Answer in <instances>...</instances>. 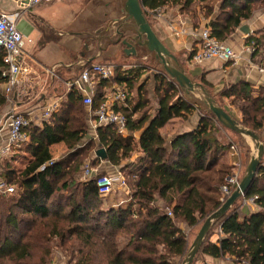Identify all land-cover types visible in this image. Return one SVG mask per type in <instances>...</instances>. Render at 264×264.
<instances>
[{"label": "trees", "instance_id": "1", "mask_svg": "<svg viewBox=\"0 0 264 264\" xmlns=\"http://www.w3.org/2000/svg\"><path fill=\"white\" fill-rule=\"evenodd\" d=\"M141 2L147 16L167 6L180 7L196 16L204 11V16L210 18L212 34L220 41H226L256 11H264V0ZM246 44H253V55L264 66V27L249 36ZM4 55L0 48V82H5L1 75L6 68ZM144 72L141 67H131L99 83L103 88L113 82L126 85V104L116 102L113 109L125 115L128 135L120 134L111 124H100L95 136L89 138V107L83 103L81 91L72 88L66 91L60 109L42 126L31 125L30 142L22 153L4 160L1 177L16 184L18 190L0 194V264H27L51 235L58 236L64 245L73 242L69 250L76 264H176L177 258L187 255L188 239L176 220L195 227L223 204L219 193L225 181L224 171L216 170L220 175L215 183L208 173L215 171L219 156L232 144L221 143L217 134L223 125L190 101L164 70L154 72L158 106L152 111L149 78L138 86ZM202 81L210 86L205 79ZM103 88L97 89L93 109L106 101ZM217 94L239 107L243 125L264 132L261 88L257 90L250 82L240 81ZM5 103L6 98L0 94V108ZM197 111L201 116L197 128L174 134L168 143L163 127L173 118L186 120ZM58 143H64L70 152L49 164L52 146ZM100 148L106 150L104 160L119 167L127 178L132 198L126 205L118 202L112 206L106 200L111 195L100 196L95 177L81 181V157L86 155L97 165L103 160L97 156ZM135 151L139 157L133 163L129 159ZM23 154L30 157L17 171L14 164ZM158 197L164 200V206L158 205ZM250 198H255L253 205L257 209L244 212L240 205L243 201L236 203L216 223L220 231L217 240H210L209 232L199 253L212 259L229 256L237 264H264L263 162L240 200ZM39 264H47L46 259Z\"/></svg>", "mask_w": 264, "mask_h": 264}, {"label": "crops", "instance_id": "2", "mask_svg": "<svg viewBox=\"0 0 264 264\" xmlns=\"http://www.w3.org/2000/svg\"><path fill=\"white\" fill-rule=\"evenodd\" d=\"M58 1L71 3L74 0H53L49 2L36 4L31 8H29V10L26 13H24L18 21L19 30L22 32L24 38L25 39L29 38L27 42H25L24 40V46L22 48L19 57V62L23 66L28 67L29 73L27 75H21L19 77V83L14 87V89L9 94L6 91V87H7L6 81L0 82V94L6 98V103L3 104L0 108V146L6 141L8 137L7 126L4 123L9 114H11L12 112L25 113V114H29L33 112L36 114V118H34L33 124L36 126H42L44 120H41L39 114L40 111H42L43 107L46 106L48 103H50L53 99H57V98H61L62 102H64L66 100V91L70 90L68 84L78 79L82 71L86 67H88L93 63H98L97 61L101 57V53H102L101 51L100 52L98 51V53L91 56L90 55L83 56L82 54L83 57L79 59L80 62H82V65L77 63L78 66H75L76 64H73L72 61H74L73 60L74 57H72L71 54L70 57L68 56L67 52L64 51L65 49H63V47L60 45L61 40L59 39L61 37H58L59 28H61L62 26L65 27L66 25L69 26L72 24V20L74 19V17L71 16L72 12L65 11L63 7L62 9H60V11H58V13H55L54 15L52 14V12L54 11H47L46 13H44V15H42L43 14L42 11L39 10L40 8L44 7L43 6L44 3H46V6L48 4H53L54 5L53 10H55L56 7L55 5H59ZM71 4L75 5L76 2H73ZM106 4H107L106 6L107 10L104 11L103 13L104 16L108 15L107 11L112 10L111 3L106 0ZM74 5H69V6L73 8ZM15 9H16V4L12 0H0V14L2 12H11ZM216 12H217V8H216ZM187 13L188 12H186V14ZM184 15L185 13L178 14L176 17H174V20L165 21L166 22L165 26H164V21H159L158 23L159 25H157L158 27L156 28L155 26L153 29L160 38V40L164 42V44L178 57L183 67L185 68L184 64L189 66V72L187 71L186 68H185V72L187 73L188 76H190L192 80L204 84L202 79H205L210 86H213V91L216 92L223 89L224 87H229L240 81L250 82L255 89L259 90L261 88V90L264 92V71L259 70L261 65H259L258 63V58L256 56L254 57L253 55L254 51L249 50L250 48H254L253 44H246L247 38L252 34H254V32L257 30V27L254 25V23L255 24L258 22L264 23V11L258 12L256 15V19L255 17L250 19L253 21L250 20L244 21L242 22L241 26L237 28V30L240 33V36L237 38L238 43L233 42V40H230L231 43H229L230 45L233 46L237 54V57L235 58V60L229 62H225L218 58L204 61L202 63H195L192 61L193 51L197 48L198 41L200 40L199 35L204 28L209 27L208 24L210 22V18H206L204 16V11H200L198 16L194 15L191 12H189V16L187 15L184 16ZM36 16H40L42 18H45L47 21H49L48 26L50 28V33L56 35L54 39L47 38L48 37L47 34L49 33V31H47L46 28L44 27L41 28L40 26L36 25V22L34 20ZM161 23L162 25H160ZM103 30H105L104 36H106L110 32L111 27L107 26ZM35 31H37V34H34ZM51 47L54 49L58 47L60 53L58 50L56 53V51L52 50ZM50 50H52V52L55 55H52ZM129 56H134V55L126 54V57ZM75 67H77V69L82 67L80 71L78 70L79 71L78 74L76 73L77 72L76 70H73ZM147 78L148 77H146V79ZM146 79L141 78L138 82V86L141 83L146 82ZM93 82L96 89L95 92L97 93V89L100 90L103 88L102 86L99 85L101 80L98 78H94ZM204 85L209 90H212L210 89L212 87L207 86L206 84ZM123 87L126 88V85L113 82L111 86L104 87L102 93H105L107 100L109 97H111V95H113V93H116L117 91H119L120 88ZM149 94L151 100L152 99L154 100L155 98L154 88L152 92L149 91ZM222 99L227 101V103L230 104V107H234V105L231 104L232 101H230L229 98L223 97ZM189 100L194 102L191 99ZM119 103L124 105L126 104V102L124 103L119 102ZM155 104H156L155 107H157L158 106L157 102H155ZM196 104L200 106L198 103ZM5 111H7L6 114L3 113ZM228 112L233 117H235L232 111L228 110ZM235 118L238 120L237 117ZM200 119L201 116L199 111L194 112L186 120L176 117L173 118L171 121H169L161 131L163 134L168 133L167 142L169 143L174 134H183L197 128ZM224 128L227 129L228 131H231L226 127ZM95 129L96 128L91 126L90 133L88 135L89 138L95 136L96 133ZM166 130L168 131L166 132ZM139 134L140 133H137L138 137ZM221 134H224V132L220 131V133H218L217 135H218V139L221 141L223 145L232 144L229 142H223ZM59 145L61 147L58 148ZM233 146L234 145H231L219 156L218 165H221L220 163L223 161L222 160L223 158L226 159L225 162L232 169H233V163L236 162L237 159H239L241 162L239 153L235 152L232 149ZM247 146L250 148L249 144ZM56 148H58L57 154H61L58 156L57 159H60L68 154L67 151L68 148L66 147V145L64 143H58L52 146L53 158H54L53 151ZM63 148L65 149V151L62 150ZM22 151L23 150L18 152L22 153ZM137 160H138V155H134L133 158H131V162L133 163L136 162ZM25 165L26 163L24 164V166ZM100 167L101 169L106 170V173H110V174L120 171L119 167L111 166L105 160L101 161ZM116 205L117 203L113 204L112 206H116ZM240 205L244 212H250L257 209V206L255 205H252L250 207L244 206V202H242ZM212 264H237V263H235L229 256H226L223 259H214V262ZM239 264H247V263H239Z\"/></svg>", "mask_w": 264, "mask_h": 264}, {"label": "rangeland", "instance_id": "3", "mask_svg": "<svg viewBox=\"0 0 264 264\" xmlns=\"http://www.w3.org/2000/svg\"><path fill=\"white\" fill-rule=\"evenodd\" d=\"M107 1H109L112 5L111 6L112 10L107 11L108 12L107 16L103 15L104 11L107 10L106 0H74L73 2H76L75 5L71 4L73 2L70 3V2L58 1L59 5H55L56 6L55 10H53V6H54L53 4H48L46 6V3H44L43 4L44 7L40 8L39 10L42 11L43 13L42 15H44V13H46L47 11H54L52 12V14L54 15L55 13H58V11H60V9H62L63 7L65 11L72 12L71 16L74 17V19L72 20V24L69 26L66 25L65 27L62 26L61 28H59L58 37H61L59 39L61 40L60 45L63 47V49H65L64 51L67 52L69 57H70V54L72 55V57H74L73 59L74 61L72 62L73 64H76L75 66H78L77 63L82 65V62H80L79 59H81L83 56H89V55L91 56V55L98 53V51L99 52L101 51L102 52L101 57L99 58L97 62L113 65L116 69V73L118 71L125 72V70H128L129 68L136 67V66L144 69L145 72L141 78L142 79H146V77L149 78L147 82V88L150 92H152L153 88L155 87V81L153 78L154 72L163 70V66L157 61V59L152 54H149L150 53L149 51H147L143 47H139L134 42L132 43L134 44L136 48L137 54L134 55L135 57L134 56L126 57V54H125L126 46L123 45L122 41L123 39H127L128 41H130L131 37L135 35V32L132 29L131 30L125 29L126 27V26L124 27L125 22L121 21L124 16L123 15V0H107ZM69 5H74V7L72 8ZM197 6L200 7L199 4ZM258 12H261V11L255 12V15H254L255 19H256V15ZM182 13H185V15L189 16V12L186 14V11L185 12L182 11L180 7L167 6L160 10L150 12L147 18L150 21L152 27L154 28L156 26L157 28L158 27L157 25H159L158 24L159 21H164V26H165V23H166L165 21L174 20V17ZM34 20L36 22V25L40 26L41 28L44 27L47 29V31H49V33L47 34L48 35L47 38L54 39V37H56V35H54L53 33H50V28L48 26L49 21H47L45 18H42L40 16H36ZM250 21H253V20H250ZM160 25H162V23ZM254 25L257 27V29L264 27V23H261V22L260 23L258 22L256 24L254 23ZM107 26L111 27V30L106 36H104L105 30L103 29L106 28ZM119 32L124 33V35L121 37ZM34 34H37V31H35ZM239 36H240V33L238 30H236L234 33H232L229 36V38L227 39V42L231 43L230 40H233V42H237L238 41L237 38ZM24 40L25 42H27L29 38H26V39L24 38ZM87 47H88V50H87ZM51 49L55 50L56 53H57V50L59 51L58 47L56 49L51 47ZM52 50H50L51 54L55 55L52 52ZM184 66L189 72V66L186 64H184ZM81 68L82 67L77 69V67H75L73 70H76L77 71L76 73L78 74ZM210 89H212L210 91L212 95H214V97L216 98V101L220 103L227 111L228 110L232 111L235 117H237L238 120L241 122V113L239 111V107L235 105L234 107H230V104L227 103V101L223 100L219 96V94H217L216 91H213V86ZM37 98H38V95H37ZM154 100L152 99L153 101L152 111H155L156 109L155 107L156 106L155 102H157L156 98H154ZM202 108L203 110H206V108L204 107ZM3 113L6 114L7 111ZM22 114H25V113H22ZM219 130L224 132V134H221L223 142L232 143V145L235 146L237 152L239 153L241 162L239 159H237L236 162H239L240 164L238 168H240L239 172H240V176L242 179L243 175L245 174L248 162L253 153V149H252L253 146H252L251 140L248 137H244L236 133H233L231 131H228L221 125L219 127ZM167 131L168 130H166V132ZM258 133L261 135V140L264 143V132L261 131ZM165 135L167 138L168 133H165ZM248 144L250 148L247 146ZM59 147L61 146L59 145L58 148ZM58 148L54 149L53 151L54 159H57L58 156L61 155V154H57ZM62 150L65 151L64 148ZM67 151L68 153L70 152L69 149ZM134 155H138L139 157V153L135 151L131 155L129 160H131V158H133ZM29 157H30L29 155L27 156L25 154L21 155L19 157L18 163L14 164L15 170L18 171L20 168H22L24 164L27 163ZM86 157L88 156L84 155L83 157H81L83 159V163H82L81 171H80L81 181L85 180L82 168L84 164L88 162H90L93 168H95L94 174H106V170L101 169L100 167L101 162L95 165L93 164V161L90 157L88 158ZM222 160L223 161L220 163L221 165H217V167L215 168V171H211V173H208V177H210L212 181L214 180L213 181L214 183L217 179H219V175H220L219 172H217L216 170H223L225 177L228 176L233 171V169L230 168L225 162L226 159L223 158ZM223 183L221 185L219 184L220 185V193H219L220 197H223V191L221 190ZM14 185L17 191L18 187L16 184ZM127 198H132V197L128 193L122 192L120 195L113 194L111 196H108L106 197V200L110 205H113L120 201L127 200ZM157 201H158L157 202L158 205L160 206L165 205V202L162 198L158 197ZM242 201L244 202V206H247V207L252 206L251 204H247L244 199L239 200L236 203L238 204L239 202H242ZM203 222L204 220L200 221L197 226L190 227L187 224L176 220V224H180L184 228V232L188 239V250L190 246L192 245L197 233L199 232V229L201 228ZM216 226L217 225L215 224L214 227L210 231V235L208 236V238H210V240L212 241H216L220 235V231L217 230L218 228ZM72 243L73 242L70 241L66 245H64L63 241L59 239L58 236L51 235L47 243L45 244L44 248L41 250H36L34 257L30 259L29 261H27L28 262L27 264H39L42 258L46 259L47 264H76V259H72L70 250H69ZM185 257L177 258L176 264H182ZM206 262L213 263L214 259L206 255H202L201 253H199L196 256L195 264H205Z\"/></svg>", "mask_w": 264, "mask_h": 264}, {"label": "built area", "instance_id": "4", "mask_svg": "<svg viewBox=\"0 0 264 264\" xmlns=\"http://www.w3.org/2000/svg\"><path fill=\"white\" fill-rule=\"evenodd\" d=\"M16 4V9L11 12H2L0 14V48L4 50V63L6 68L1 75L7 83L6 91L9 94L14 87L19 83L21 75H27L29 69L19 62V57L24 46V36L19 30L18 21L20 17L26 13L32 6L49 2L53 0H12ZM200 40L197 48L193 51L192 61L202 63L212 59H221L225 62L235 60L237 54L232 45L226 41H220L216 38L209 27L204 28L200 33ZM254 51V48H250ZM259 70L264 71V66H260ZM116 75V69L111 64L93 63L86 67L80 77L68 84L69 89L77 88L83 94V103L89 107L91 126L96 128L100 124H111L114 128L123 135L128 134V125L125 115L113 109V104L116 102L124 103L128 96L127 88H120L119 91L113 93L106 101H104L96 109H93L94 97L96 89L94 86V78L100 80H109ZM62 104V99H53L50 103L43 107L40 111L41 120H46L57 112ZM36 114H22L12 112L5 120V125L8 130L6 141L0 146V194H13L16 192L14 184L8 183L1 177L3 172V162L6 158L14 153L23 150L30 142L29 128L34 122ZM232 149L237 152L233 146ZM56 159H52L49 164H53ZM239 162L233 163V171L225 177V181L221 190L223 191L222 200L225 201L228 196L234 191L241 181ZM264 165V161H263ZM94 169L90 162L84 164L83 175L85 180L93 177L96 178V185L100 196H108L120 193H130L126 176L121 172L97 174L94 176ZM255 198L245 199L247 204H255ZM131 201V198L120 201L118 205H126ZM169 216H173L169 210Z\"/></svg>", "mask_w": 264, "mask_h": 264}, {"label": "water", "instance_id": "5", "mask_svg": "<svg viewBox=\"0 0 264 264\" xmlns=\"http://www.w3.org/2000/svg\"><path fill=\"white\" fill-rule=\"evenodd\" d=\"M123 15L121 21L125 22V29H132L135 32V35L131 37L130 41L127 39H123L122 41L123 45L126 46L125 53L127 55L137 54L132 42L139 47L145 48L157 59L163 66V70L178 84L189 99L198 103L201 107L206 108L224 127L238 135L248 137L253 146L252 156L240 183L223 204L205 219L182 263L193 264L211 228L230 211L238 200L245 197L254 182L264 160V143L258 132L243 125L218 104L216 98L204 84L195 82L187 75L178 57L160 40L154 31L147 18L141 0H123ZM119 34L121 37L124 35V33ZM97 156L103 160L106 159V150L100 148L97 151Z\"/></svg>", "mask_w": 264, "mask_h": 264}]
</instances>
